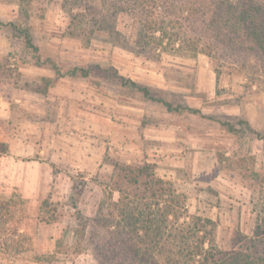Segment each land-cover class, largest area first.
Instances as JSON below:
<instances>
[{
    "label": "rangeland",
    "instance_id": "obj_1",
    "mask_svg": "<svg viewBox=\"0 0 264 264\" xmlns=\"http://www.w3.org/2000/svg\"><path fill=\"white\" fill-rule=\"evenodd\" d=\"M230 17L224 0H0V22L65 74L0 26V199L19 203L0 264H153L106 188L116 161L155 165L185 204L176 227L208 218L222 250L264 256V56ZM46 199L57 221L39 218Z\"/></svg>",
    "mask_w": 264,
    "mask_h": 264
},
{
    "label": "trees",
    "instance_id": "obj_2",
    "mask_svg": "<svg viewBox=\"0 0 264 264\" xmlns=\"http://www.w3.org/2000/svg\"><path fill=\"white\" fill-rule=\"evenodd\" d=\"M224 3L229 8L230 19L234 22L236 34L239 36L240 33L237 29L244 30L248 34L246 37L254 41L264 56V25L260 23L262 10L259 6L253 0L249 2L224 0ZM0 26H11L24 37L27 47L35 54L37 65L47 66L58 76L65 75L62 68L50 59L41 61V57L37 55L39 49L34 44L29 29L20 31L15 23L0 22ZM68 74L71 76L80 74L88 77L90 70L75 67L68 71ZM133 85L142 90L146 96H150L148 88L140 87L137 83H133ZM38 92H43V90L39 89ZM165 105L171 108L169 103H165ZM246 124L248 125V122ZM227 126L231 132H236L234 126L231 124ZM9 152V144L0 141V156L7 155ZM112 166L113 176L111 183L107 184L106 188L119 192L118 201L113 203L114 209L118 211V216L123 220L125 227L134 232L136 237H140V230L143 232L139 244L143 245L141 248L145 254L152 256L153 264H159L154 258L156 254L166 256L165 264H264L263 254L250 251V246L245 249L240 246L238 250H222L216 243V223L211 219L187 214L183 223L176 227L175 224L180 222L179 210H185V204L180 199H176L179 198V195L170 193L166 181L157 177L154 164L144 163L141 166H132L116 161L112 163ZM139 190L144 192L140 197L144 203H140V206ZM165 195L173 199L170 203L162 205L161 200L164 199L161 198ZM13 199H0V218L6 216L4 212H9V207L19 208V203ZM49 205V199L42 203L39 218L44 222L57 221L58 218H54L56 209L49 211ZM171 215H173V221L169 220ZM171 222L174 223L172 225L174 226L173 232L168 231L169 228H172ZM117 226L120 227L121 223L118 222ZM15 236L16 233H10V236L6 233L3 237L0 235L1 248L5 252L10 251L9 244L14 242ZM151 244L154 246L155 249H152L156 250L155 252L148 248L152 247ZM38 260L41 261L40 258Z\"/></svg>",
    "mask_w": 264,
    "mask_h": 264
}]
</instances>
